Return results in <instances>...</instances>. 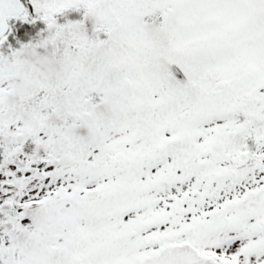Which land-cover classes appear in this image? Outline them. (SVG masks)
<instances>
[{
	"label": "snow or ice",
	"instance_id": "1",
	"mask_svg": "<svg viewBox=\"0 0 264 264\" xmlns=\"http://www.w3.org/2000/svg\"><path fill=\"white\" fill-rule=\"evenodd\" d=\"M0 264H264V0H0Z\"/></svg>",
	"mask_w": 264,
	"mask_h": 264
}]
</instances>
